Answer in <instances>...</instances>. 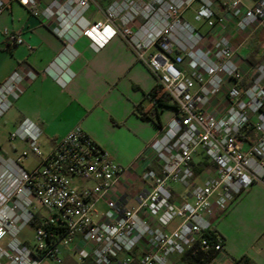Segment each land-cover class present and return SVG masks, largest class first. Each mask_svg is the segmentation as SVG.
<instances>
[{"label": "built area", "instance_id": "1", "mask_svg": "<svg viewBox=\"0 0 264 264\" xmlns=\"http://www.w3.org/2000/svg\"><path fill=\"white\" fill-rule=\"evenodd\" d=\"M15 1L67 40L66 51L80 37L97 49L122 39L177 112L148 146L160 171L144 170L147 187L134 197L122 191L130 167L116 163L81 127L45 151L41 127L23 120L10 141L27 149L13 158L0 147V264H64L63 249L77 254L79 263L171 264L199 241L205 251L224 254L223 241L211 234L213 218L264 182V65L242 85L251 67L219 33L232 26L249 35L263 27L264 0L253 6L244 0H112L104 9L100 0ZM9 2L0 0V16ZM195 4V21L208 33L185 18ZM91 11L104 20L88 18ZM4 37L11 47L24 44L21 33ZM37 78L34 71H15L0 83V121ZM248 129L253 136L241 138ZM198 153L215 166V174L200 182L193 168ZM31 159L36 164L28 168ZM173 184L186 188L182 203L174 200ZM42 207L54 218L41 217ZM30 225L36 226L34 248L21 239Z\"/></svg>", "mask_w": 264, "mask_h": 264}, {"label": "crops", "instance_id": "2", "mask_svg": "<svg viewBox=\"0 0 264 264\" xmlns=\"http://www.w3.org/2000/svg\"><path fill=\"white\" fill-rule=\"evenodd\" d=\"M9 1L0 16V83L15 71L38 74L9 111H13L15 128L25 119L34 122L41 127L43 147L49 151L75 127H81L116 163L130 167L122 191L134 197L147 187L143 171H160L148 146L162 135L175 116L176 107L169 99L168 106L158 108L157 116H142L137 107L141 106L151 116L154 105L147 95L158 82L122 39L115 37L97 49L89 39L80 37L66 51L69 42L56 37L51 25L33 17L15 0ZM256 1L244 0L247 6ZM100 3L104 9L110 2L100 0ZM88 18L103 21L104 15L91 11ZM196 28L209 32L203 23ZM6 31L21 33L24 44L9 46L4 37ZM219 34L231 39L234 49L251 69L252 62L264 65V26L249 35L237 33L232 26ZM49 67L51 71L46 74ZM26 149L24 142L16 141L11 142L8 151H2L14 158ZM193 168L197 182L215 174L214 164L202 153L194 157ZM171 188L176 203H182L186 189L179 193L173 185ZM134 205L131 200L129 206ZM213 224L224 240L225 253L218 254L211 264H233L243 256L264 264V182L244 190L225 215L213 218ZM24 242L30 246L29 241ZM62 255L66 264L83 263L69 249H63ZM171 264L184 263L180 256H173Z\"/></svg>", "mask_w": 264, "mask_h": 264}, {"label": "trees", "instance_id": "3", "mask_svg": "<svg viewBox=\"0 0 264 264\" xmlns=\"http://www.w3.org/2000/svg\"><path fill=\"white\" fill-rule=\"evenodd\" d=\"M107 1L111 2L112 0H107ZM257 66L258 65L252 62V69L247 74L242 85H244L245 87L250 85V83L257 77ZM147 99L151 103L153 101L156 102L151 116H149V114L147 115V113L142 111L143 108H141V106L137 107L138 110L142 113V116L147 117V118H150L152 116H157L158 108L162 106L163 107L168 106V102H169V96L160 84H157L155 88L153 89V91H151L147 95ZM253 134H254L253 130L248 129L246 130V135H241V138L246 139L248 136H253ZM35 223L36 221H34L33 224ZM211 234L214 236L215 239H220L221 241H223V244H224L223 238L216 230L212 231ZM205 237L209 239L212 238L209 234H206ZM217 255L218 253L214 251V249L210 251H205L199 241L190 250H188L183 256H181V262H183L184 264H211L216 259ZM85 261H87V264H94L91 261V259H87ZM233 264H256V262L248 256H243L240 259L235 260Z\"/></svg>", "mask_w": 264, "mask_h": 264}, {"label": "rangeland", "instance_id": "4", "mask_svg": "<svg viewBox=\"0 0 264 264\" xmlns=\"http://www.w3.org/2000/svg\"><path fill=\"white\" fill-rule=\"evenodd\" d=\"M198 8V4H195L192 9H190L186 14L185 18L188 22H190L194 27H198L200 23L195 21V10ZM15 125H14V117H13V111L7 113L5 117L0 121V147L4 151H8L10 149V135L13 131H15ZM43 141V140H42ZM14 143V142H12ZM43 145V143H42ZM44 146V145H43ZM44 148V147H43ZM45 150V148H44ZM36 164L35 160L31 159L26 162V166L28 168L34 167ZM173 187L175 190H177L179 193L185 191V187L180 184H173ZM39 214L43 218L51 219L54 218V213L49 211L48 209L42 207L39 209ZM179 221H174L170 225V230H174L177 227V224ZM21 239L24 241H29V245L31 248H34L35 244L38 243V240L36 239V226L30 225L28 228L24 230V232L21 235ZM62 258H64L63 255H61ZM51 260H49L50 262ZM52 262V261H51ZM84 263V262H83ZM82 263V264H83ZM64 264L66 262L64 261ZM73 264V263H72Z\"/></svg>", "mask_w": 264, "mask_h": 264}]
</instances>
